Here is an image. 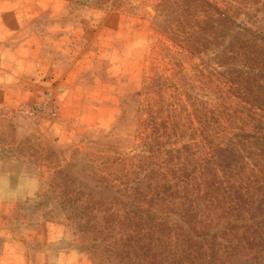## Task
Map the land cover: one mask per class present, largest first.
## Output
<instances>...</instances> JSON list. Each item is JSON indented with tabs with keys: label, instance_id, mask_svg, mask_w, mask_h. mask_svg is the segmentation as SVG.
<instances>
[{
	"label": "rangeland",
	"instance_id": "1",
	"mask_svg": "<svg viewBox=\"0 0 264 264\" xmlns=\"http://www.w3.org/2000/svg\"><path fill=\"white\" fill-rule=\"evenodd\" d=\"M260 198L264 0H0V264H264Z\"/></svg>",
	"mask_w": 264,
	"mask_h": 264
},
{
	"label": "trees",
	"instance_id": "2",
	"mask_svg": "<svg viewBox=\"0 0 264 264\" xmlns=\"http://www.w3.org/2000/svg\"><path fill=\"white\" fill-rule=\"evenodd\" d=\"M244 31L247 32V30H244ZM245 34L250 35V33H245ZM251 38H253V39L242 40V43L247 45L248 43L250 44L252 42L257 41V40H255L256 36H252ZM246 50L247 49H245V51H242V52L240 51V53H241L240 57L243 59L247 58L246 55L243 53V52L246 53ZM226 174H228V173H226ZM203 184L207 187L208 186L210 187L212 185L210 180H207L206 178L204 179ZM213 185L217 186V188H219V184H213ZM234 186H235V184H231V186L229 188L226 186L221 188L223 190V194H224L223 196L226 199H230V201L228 202V206H227V212L228 211L230 212V211L234 210L235 208H238L240 206V203H241V201L238 200L237 197L234 196V194L237 192L234 189ZM256 203L258 205H256L255 209L259 208L260 206L263 207V209H264V198L256 199ZM231 227L233 229L240 228V229H238V232L240 235L237 238V240H235V242H233V243L227 242V244L219 246L221 254L224 257H228V259H229L232 255L235 254L236 251H239V250H245L247 252L249 251L252 254L264 252V228L263 227H261L259 224L257 225V223H255V222L252 224L250 223L249 225H244V226H242V224H239L238 226L233 224V225H231ZM210 257L212 258L213 255H211Z\"/></svg>",
	"mask_w": 264,
	"mask_h": 264
}]
</instances>
